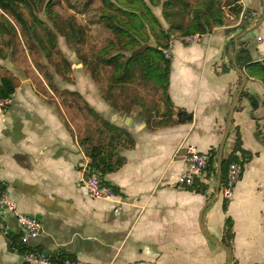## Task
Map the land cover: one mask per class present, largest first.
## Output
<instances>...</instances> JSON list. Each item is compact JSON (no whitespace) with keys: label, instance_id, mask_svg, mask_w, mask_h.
I'll return each mask as SVG.
<instances>
[{"label":"crops","instance_id":"1","mask_svg":"<svg viewBox=\"0 0 264 264\" xmlns=\"http://www.w3.org/2000/svg\"><path fill=\"white\" fill-rule=\"evenodd\" d=\"M239 2L246 16L229 14L231 22L195 34L196 41L172 36L166 57L171 59L167 92L173 106L164 94L167 110L159 117L144 115L142 107L130 110L95 89L84 94L90 111L126 133V141L114 142L109 150L125 161L105 176L90 166L84 137L63 117L58 98L36 93L29 79H22L11 98H0V181L16 204L0 215V264H26L28 251L11 248V241L52 258L94 264H227V250L201 229L199 217L208 201L202 224L217 241L223 242L226 219L233 220L228 264H264V76L257 74V63L264 66V0ZM243 46L253 65L238 64ZM237 68L248 81L236 101L223 159L238 135L252 158L244 163L232 198L220 191L213 201L218 167L215 176L199 175L209 185L205 193L187 188L181 176L190 145L208 153L219 149L243 78ZM179 109L192 113V121H179ZM93 171L119 194L90 198L83 181ZM17 212L38 218L42 233L24 241ZM6 229L11 233L6 235Z\"/></svg>","mask_w":264,"mask_h":264},{"label":"rangeland","instance_id":"2","mask_svg":"<svg viewBox=\"0 0 264 264\" xmlns=\"http://www.w3.org/2000/svg\"><path fill=\"white\" fill-rule=\"evenodd\" d=\"M164 1L31 0L29 7L23 5L20 10L34 31L27 39L18 29L11 36L2 37L0 55L4 52L7 57L0 56V69L11 70L21 84L22 79H29L36 93L52 100L58 98L62 104L60 112L68 124L72 125L71 115L82 126L84 138L80 133L79 136L81 140L87 138V146L108 143L111 132L104 125L103 117L90 111L84 100L87 91L91 93L95 89L130 110L142 107L144 115L150 113L159 117L160 112L167 110L163 89L153 79L137 72L134 78L117 83L114 63L105 61L117 54L118 60H127L131 49L136 47L133 40L138 39L139 43L147 40L146 32L150 35L153 30L161 36V28L170 31V24L163 16ZM150 12L158 17L160 25L158 22L149 25ZM139 19L144 25L138 23ZM150 36V42L156 41L155 36ZM173 36L179 35L174 33ZM161 40L166 42L163 37ZM84 82L91 83L90 88L83 86Z\"/></svg>","mask_w":264,"mask_h":264},{"label":"trees","instance_id":"3","mask_svg":"<svg viewBox=\"0 0 264 264\" xmlns=\"http://www.w3.org/2000/svg\"><path fill=\"white\" fill-rule=\"evenodd\" d=\"M152 3H155L156 0H151ZM31 0H0V41L3 36H11L10 34L15 33L18 29L21 36L25 39L29 38L32 33L33 27L28 25V22L25 18L24 12L20 9L23 5L30 6ZM157 3V2H156ZM146 9H149V6L145 4ZM163 16L169 22V30L161 28L162 34L159 36L155 31L152 30L150 35L155 36V40L158 44V47H150L145 52L130 55L127 60L122 61L118 60V54L112 58L106 59L107 64L114 63V80L117 83L127 81L134 78L137 72L142 73L147 78H151L160 85L165 94L168 106H173L172 101L168 95V82L169 75L171 70V59L167 58L164 49H167L170 44V40L174 33H177L180 37L192 36L195 34H205L211 32L216 27L223 26L231 22L229 14H233L234 18H239L241 14L247 15V11H243V7L240 4L239 0H165L163 2ZM175 8V9H173ZM177 8V9H176ZM229 9V10H228ZM125 11V10H124ZM128 12V11H125ZM152 12V11H151ZM150 12V13H151ZM133 12H129L132 14ZM152 21L147 19L149 25H154L153 23L159 24L158 17L153 13ZM137 16H143V14H137ZM135 17V15H134ZM138 23L144 25L142 19L138 20ZM115 26V25H114ZM113 27V26H112ZM117 28V27H116ZM151 28H153L151 26ZM34 31V30H33ZM155 34V35H154ZM147 32L144 36H147V40L138 42V39H134L133 43L136 44V47L131 49V52L139 48L140 45L150 42V36ZM165 38L166 42L163 43L161 38ZM138 40V41H137ZM138 42V43H137ZM41 43H43L41 41ZM162 47V48H161ZM2 58H6V53L2 52L0 55ZM237 62L239 65L243 66L245 64L251 63L252 58L248 52L246 46L240 48L237 54ZM255 64V63H254ZM258 75L262 74L264 76V66L259 64ZM27 68H30L29 63L26 64ZM253 65V63H251ZM21 80L15 75L11 70L6 68L0 69V98L8 99L11 98L16 89L20 86ZM245 93V92H244ZM251 104L252 107L257 108L258 103L252 97ZM63 103H66L64 100ZM67 109V108H66ZM172 110L169 111V117H171ZM69 109H67V114ZM70 115V113H69ZM70 122L74 127V131L79 135H82L83 128L82 126L70 115ZM179 121H192L193 114L188 113L184 109L178 110ZM104 124L107 125L108 131L111 132V138L108 143H102L93 146L86 145V139L81 140L82 144L85 146L87 154L91 158L90 166L93 169L99 170L102 175H106L114 170L119 169L124 163L125 159L119 154L109 151L114 142L119 143L122 140L126 141L125 131L111 124L108 120H104ZM241 137L238 135L236 139V144L234 150L223 159L222 165V182H225L227 178V171L229 166L233 162H239L244 165L245 162L252 158V153L242 148ZM241 153L240 158L236 152ZM210 160L208 162L207 169L205 171L206 175L217 174V159L219 154V149H212L209 152ZM105 181V180H104ZM106 184L110 185L107 181ZM111 186V185H110ZM116 194H119V189L115 186H112ZM192 191L198 193H205L209 185L201 177L196 176L194 178L193 184L187 186ZM228 201H224L223 209L226 211L228 207ZM233 237V220L231 218L226 219V230L223 238V243L231 247L230 240ZM11 248H17L19 251H32L26 244L23 242L16 243V241L10 242ZM62 259H74L72 257L62 256Z\"/></svg>","mask_w":264,"mask_h":264},{"label":"built area","instance_id":"4","mask_svg":"<svg viewBox=\"0 0 264 264\" xmlns=\"http://www.w3.org/2000/svg\"><path fill=\"white\" fill-rule=\"evenodd\" d=\"M198 35L183 37V40L196 41ZM165 55L169 56V49H164ZM210 154L198 150L195 146L190 145L185 155L186 170L181 176V182L191 185L196 176L202 175L208 166ZM244 167L239 162H233L229 166V171L225 183L222 184L220 191L225 199L233 196L234 189L238 184ZM87 193L92 199H108L116 195L112 186L105 183L102 176L97 172H92L88 179L83 181ZM16 204L12 201L6 189L0 181V210L3 214L14 211ZM18 226L23 230V239L28 241L30 238L39 236L43 231L42 222L35 216L17 212ZM26 264H94L80 259H56L45 255L43 252L32 250L25 255Z\"/></svg>","mask_w":264,"mask_h":264},{"label":"water","instance_id":"5","mask_svg":"<svg viewBox=\"0 0 264 264\" xmlns=\"http://www.w3.org/2000/svg\"><path fill=\"white\" fill-rule=\"evenodd\" d=\"M248 31H246L244 33L247 34ZM150 47H158V44L156 41H151V42H148V43H144L142 44L139 48L135 49L134 51L131 52V55H137V54H140V53H143L145 52L148 48ZM240 73L242 74V82L240 84V87L236 93V95L234 96V99H233V102L231 104V107H230V111H229V115H228V123H227V126H226V129H225V133L223 135V139L221 141V144L219 146V154H218V160H217V167H218V178H217V183H216V189H215V195L213 197V201L214 199L216 198V195L219 194L220 192V187H221V182H222V165H223V155H224V148H225V144H226V141L228 139V136H229V133H230V130H231V127H232V123H233V118H234V111H235V106H236V101L238 100V97L239 95L243 92V89L248 81V75L240 68H237ZM211 203V201H208L207 204L204 206V208L202 209L201 213H200V217H199V221L201 223V229H202V232L210 239H212L214 242L218 243L220 246L224 247L226 250H227V253H228V259H227V264L230 262L231 258H232V252L230 250V248L225 245L222 241H217L216 238H214L211 234H209L203 227V224H202V217H203V213H204V210L207 208V206ZM0 215H4L5 217V214H3L2 212L0 213ZM2 228H3V225L0 223V232L2 231ZM11 229H6L5 231V234L8 235L11 233ZM45 255H48V253Z\"/></svg>","mask_w":264,"mask_h":264}]
</instances>
